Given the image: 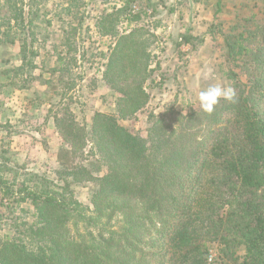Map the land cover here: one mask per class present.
<instances>
[{
  "label": "trees",
  "instance_id": "trees-1",
  "mask_svg": "<svg viewBox=\"0 0 264 264\" xmlns=\"http://www.w3.org/2000/svg\"><path fill=\"white\" fill-rule=\"evenodd\" d=\"M38 1L46 0H0V50L17 57L10 66L0 61V89L24 90L35 79ZM132 1L97 24L114 37L102 79L118 95L116 112H95L87 127L69 104L47 109L66 144L53 176L19 177L12 138L23 131L0 122V203L28 201L35 210L12 234L3 233L0 213V264H264V0L234 23L214 25L235 102L221 99L211 114L195 102L186 112H151L146 136L124 121L149 101L157 35L143 26L118 30L120 21L141 18L131 14ZM65 67H50L44 81L61 95L58 105L67 95L57 74ZM32 136L46 146L44 134ZM80 187L89 188V204L77 198Z\"/></svg>",
  "mask_w": 264,
  "mask_h": 264
},
{
  "label": "rangeland",
  "instance_id": "rangeland-1",
  "mask_svg": "<svg viewBox=\"0 0 264 264\" xmlns=\"http://www.w3.org/2000/svg\"><path fill=\"white\" fill-rule=\"evenodd\" d=\"M125 1H38L41 18L36 21L35 28L39 50L36 58L39 68L35 71V79L24 90L13 86L0 89V122L24 131L12 138V145L16 150L13 160L21 166L20 178L26 176L25 172L36 170L47 172L49 176L54 175L57 140L50 143L54 149L50 151L41 141L32 138V134L37 139L43 138L40 122L48 116L47 109L61 110L62 106L69 104L79 122L87 127L91 126L93 113L116 112L118 95L108 89L102 79L114 37L102 35L97 24L103 14L122 7ZM262 3L263 0H133L130 12L132 15L140 13V20L120 21L118 30L127 33L137 26H143L156 33L157 41L152 46L155 55L152 68L155 71L146 83L149 101L137 117L124 121L125 126L146 136L151 112L159 115L172 106L176 109L184 108L186 112L188 104L199 103L200 91L217 84L230 86L224 73V50L218 33L214 31V25L220 22L234 23ZM186 29H194L196 33L194 42L197 48L194 52L191 44L190 47L188 45L189 49L182 48L180 39ZM15 52L12 50L7 55L0 50V61L8 59L7 66L15 64ZM61 56L65 57L63 65L59 62ZM67 65L70 68L68 72L57 73H62L63 91L67 94L63 103L58 105L61 95H55L51 86L44 81L51 77L47 71L50 67L66 68ZM53 78L58 82L56 76ZM72 83L74 85L69 89ZM0 135L5 136L6 129L3 128ZM91 160L93 159L85 163L89 164ZM104 170L106 171L105 168ZM7 173L2 174L8 176ZM76 196L83 203L89 204L88 187L78 188ZM0 213L4 214L3 233L7 234L14 233V224L25 225L35 220V210L28 201L10 203L4 199L0 203ZM217 252L218 249L213 246L210 258L214 259Z\"/></svg>",
  "mask_w": 264,
  "mask_h": 264
},
{
  "label": "clouds",
  "instance_id": "clouds-1",
  "mask_svg": "<svg viewBox=\"0 0 264 264\" xmlns=\"http://www.w3.org/2000/svg\"><path fill=\"white\" fill-rule=\"evenodd\" d=\"M221 99L235 102V90L230 86L226 87L217 84L209 86L198 94L200 108L208 114H211L215 110Z\"/></svg>",
  "mask_w": 264,
  "mask_h": 264
},
{
  "label": "crops",
  "instance_id": "crops-1",
  "mask_svg": "<svg viewBox=\"0 0 264 264\" xmlns=\"http://www.w3.org/2000/svg\"><path fill=\"white\" fill-rule=\"evenodd\" d=\"M184 34H189L190 36H192V38L194 40H196V37L197 36H196V33L194 32V29H186ZM194 40H193V44L191 43L192 44V51L193 52L197 48ZM188 44H190V43H188ZM178 52H179V50H178ZM179 53H181V52H179ZM106 87L109 89L108 85H106ZM44 118H47L48 120H46ZM44 118H43V120L40 123H41L42 128L44 129V135L46 137V149L47 150H50V151H53L54 149L51 148V144L50 143L52 142V140L53 141L54 140H57V142H58L57 146L55 147L56 149L54 150L55 153H56L55 154V164H56V168H57V167H59L61 165L60 155L63 153V152H61V148L66 149V144L63 142V140L61 139V137L56 133L54 121L51 118H48L47 116H45ZM48 129L51 130V131L49 132ZM25 132L26 133H29L28 131H25ZM29 134L31 135V133H29ZM32 138H34V137L32 136ZM67 152H68V147H67Z\"/></svg>",
  "mask_w": 264,
  "mask_h": 264
},
{
  "label": "built area",
  "instance_id": "built-area-1",
  "mask_svg": "<svg viewBox=\"0 0 264 264\" xmlns=\"http://www.w3.org/2000/svg\"><path fill=\"white\" fill-rule=\"evenodd\" d=\"M133 11H134V9H133ZM180 42H181V45H182V48H183V49L188 48V45H189V47H190V44L184 42L183 38L180 39ZM188 49H189V48H188Z\"/></svg>",
  "mask_w": 264,
  "mask_h": 264
}]
</instances>
